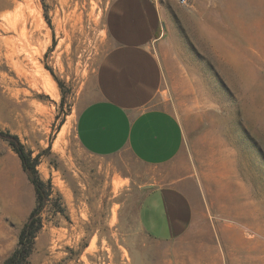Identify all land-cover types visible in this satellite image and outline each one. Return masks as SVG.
Returning <instances> with one entry per match:
<instances>
[{
    "label": "rangeland",
    "instance_id": "obj_1",
    "mask_svg": "<svg viewBox=\"0 0 264 264\" xmlns=\"http://www.w3.org/2000/svg\"><path fill=\"white\" fill-rule=\"evenodd\" d=\"M161 1L164 33L153 51L164 82L157 98L183 128L181 161L195 174L198 204L218 219L180 241L142 232V185L156 171L127 153L91 156L74 132L111 47L108 0H27L17 15L6 12L11 23L24 12L30 31L41 22L32 46L38 67H12L0 57V134L17 138L43 184L40 229L26 264H264V0ZM2 136L0 264L17 244L12 217L33 194Z\"/></svg>",
    "mask_w": 264,
    "mask_h": 264
},
{
    "label": "crops",
    "instance_id": "obj_2",
    "mask_svg": "<svg viewBox=\"0 0 264 264\" xmlns=\"http://www.w3.org/2000/svg\"><path fill=\"white\" fill-rule=\"evenodd\" d=\"M164 16L161 0H108L104 27L111 47L97 64L94 97L79 110L74 125L78 144L91 156L127 153L156 171L144 179L137 221L148 238L163 243L180 241L218 219L198 204L195 174L181 161L183 128L157 98L164 72L153 48L164 33ZM31 189L20 216L12 217L20 226L17 242L35 207Z\"/></svg>",
    "mask_w": 264,
    "mask_h": 264
},
{
    "label": "bare ground",
    "instance_id": "obj_3",
    "mask_svg": "<svg viewBox=\"0 0 264 264\" xmlns=\"http://www.w3.org/2000/svg\"><path fill=\"white\" fill-rule=\"evenodd\" d=\"M24 2L27 3V0H0V57L5 56L7 62L12 66L21 67L23 63H31L33 66H37L36 61L34 62L33 54V44L36 40H39L41 26L39 21H36V27L34 31H30L27 28V24L24 17V12L21 14V22H15L16 17L21 9H24ZM26 6V5H25ZM14 9L13 23L8 22L11 11L9 9ZM6 12V13H5ZM20 16V15H19ZM26 16V15H25ZM39 18V17H38ZM37 18V20H39ZM30 22V21H29ZM38 22V23H37ZM2 34H11L4 36ZM38 69V68H37ZM41 81L48 90V92L55 96V87L52 81L45 75L40 72ZM116 187L119 186L118 183L115 184ZM61 187V185H60Z\"/></svg>",
    "mask_w": 264,
    "mask_h": 264
},
{
    "label": "trees",
    "instance_id": "obj_4",
    "mask_svg": "<svg viewBox=\"0 0 264 264\" xmlns=\"http://www.w3.org/2000/svg\"><path fill=\"white\" fill-rule=\"evenodd\" d=\"M2 136V134H0ZM8 141L14 152L18 155L21 168L24 172L28 173V180L32 184L35 192V199L37 206L29 214L27 221L22 226L18 235L17 246L14 251L3 261L2 264H26L27 259L31 253V245L36 233L39 231V207L43 200V184L36 177L35 162L29 159L25 154L23 147L20 146L16 137L2 136Z\"/></svg>",
    "mask_w": 264,
    "mask_h": 264
},
{
    "label": "built area",
    "instance_id": "obj_5",
    "mask_svg": "<svg viewBox=\"0 0 264 264\" xmlns=\"http://www.w3.org/2000/svg\"><path fill=\"white\" fill-rule=\"evenodd\" d=\"M179 5H185L187 0H175Z\"/></svg>",
    "mask_w": 264,
    "mask_h": 264
}]
</instances>
